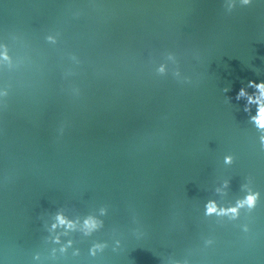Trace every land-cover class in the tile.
<instances>
[{
  "label": "water",
  "instance_id": "95a60500",
  "mask_svg": "<svg viewBox=\"0 0 264 264\" xmlns=\"http://www.w3.org/2000/svg\"><path fill=\"white\" fill-rule=\"evenodd\" d=\"M249 81L264 0H0V264H264Z\"/></svg>",
  "mask_w": 264,
  "mask_h": 264
},
{
  "label": "clouds",
  "instance_id": "9594fccd",
  "mask_svg": "<svg viewBox=\"0 0 264 264\" xmlns=\"http://www.w3.org/2000/svg\"><path fill=\"white\" fill-rule=\"evenodd\" d=\"M248 0H244V3H247ZM248 86L251 88H254L256 90L255 93L252 95H248L244 88H241L237 93V100H239L241 97H246V106L245 111L247 112L249 110L248 105L255 104L256 107V114L252 116L250 119L252 122L256 125V127L262 131H264V82H253L249 81ZM225 91H228L225 89ZM258 93V95H256ZM261 145L264 146V136H261ZM231 157H225V163H231ZM258 198V193H249L244 197L243 200H239L236 203L235 207L225 209H217V206L215 202L209 201L206 205V215H227L228 213H231L233 217L238 212L239 208L244 207L247 205L249 209L255 207L256 200ZM103 214V212H102ZM77 221H73L65 217L62 213H57L55 216V222L51 225V229L55 230L57 227H63L65 229L64 235L67 234L68 230L75 231ZM102 226V222L97 220L95 217L88 216L82 221V228L84 235H90L92 232L96 231L99 227ZM56 243H59V236L55 238ZM68 245H71V241H68ZM100 247V245H94L92 249H90V253L92 255H95V251ZM61 252L65 251V248L60 249Z\"/></svg>",
  "mask_w": 264,
  "mask_h": 264
}]
</instances>
